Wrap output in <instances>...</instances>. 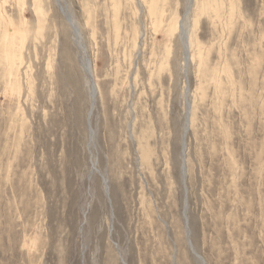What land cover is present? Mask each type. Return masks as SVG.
I'll use <instances>...</instances> for the list:
<instances>
[{
	"label": "rangeland",
	"instance_id": "374dc122",
	"mask_svg": "<svg viewBox=\"0 0 264 264\" xmlns=\"http://www.w3.org/2000/svg\"><path fill=\"white\" fill-rule=\"evenodd\" d=\"M0 41V264H264V0H0Z\"/></svg>",
	"mask_w": 264,
	"mask_h": 264
},
{
	"label": "bare ground",
	"instance_id": "6f19581e",
	"mask_svg": "<svg viewBox=\"0 0 264 264\" xmlns=\"http://www.w3.org/2000/svg\"><path fill=\"white\" fill-rule=\"evenodd\" d=\"M155 4L154 3L152 6H151V11H154L155 9ZM75 29V28H73ZM78 29V28H77ZM76 30V29H75ZM76 33V37L79 38V32H75ZM1 42V41H0ZM183 42H184V46H185V49L188 50V47H189V42L187 41V39L183 38ZM5 43V42H4ZM2 45V44H1ZM4 45V44H3ZM1 48V47H0ZM2 49V48H1ZM1 51V50H0ZM1 57V55H0ZM3 57V56H2ZM84 67L86 69V71L88 72V74L91 73V66H90V63L87 61V59H85V63H84ZM91 80V79H90ZM91 90L93 92H95V82H93L91 80ZM92 92V97L94 98V93ZM189 108H188V113H187V118H186V123H185V126H184V133H183V139H182V181L183 183H185V180L187 178V173L189 172V169H187V161H186V139H185V135L187 134V131L189 130L190 127L193 126V118L191 116L192 114V109H191V105H188ZM145 157H147V154H148V151L145 149ZM141 160V159H140ZM190 163V162H189ZM146 164V163H145ZM190 167V166H189Z\"/></svg>",
	"mask_w": 264,
	"mask_h": 264
}]
</instances>
